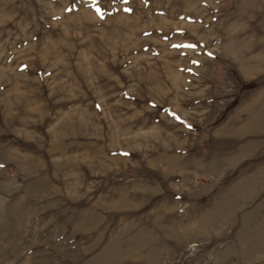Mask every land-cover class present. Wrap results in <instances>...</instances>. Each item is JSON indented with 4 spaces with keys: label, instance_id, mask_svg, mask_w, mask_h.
Here are the masks:
<instances>
[{
    "label": "rangeland",
    "instance_id": "1",
    "mask_svg": "<svg viewBox=\"0 0 264 264\" xmlns=\"http://www.w3.org/2000/svg\"><path fill=\"white\" fill-rule=\"evenodd\" d=\"M0 264H264V0H0Z\"/></svg>",
    "mask_w": 264,
    "mask_h": 264
}]
</instances>
